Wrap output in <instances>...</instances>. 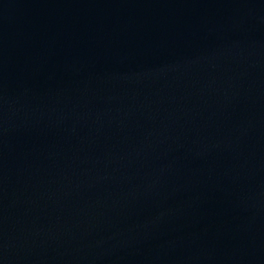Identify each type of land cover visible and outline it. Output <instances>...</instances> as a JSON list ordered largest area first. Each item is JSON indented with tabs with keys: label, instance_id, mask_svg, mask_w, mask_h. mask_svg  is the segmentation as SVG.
Returning <instances> with one entry per match:
<instances>
[{
	"label": "water",
	"instance_id": "95a60500",
	"mask_svg": "<svg viewBox=\"0 0 264 264\" xmlns=\"http://www.w3.org/2000/svg\"><path fill=\"white\" fill-rule=\"evenodd\" d=\"M0 264H264V0H0Z\"/></svg>",
	"mask_w": 264,
	"mask_h": 264
}]
</instances>
